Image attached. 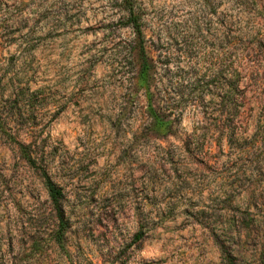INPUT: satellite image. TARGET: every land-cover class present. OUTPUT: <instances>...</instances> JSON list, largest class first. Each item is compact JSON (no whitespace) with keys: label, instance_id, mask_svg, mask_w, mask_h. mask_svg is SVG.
Returning <instances> with one entry per match:
<instances>
[{"label":"rangeland","instance_id":"1","mask_svg":"<svg viewBox=\"0 0 264 264\" xmlns=\"http://www.w3.org/2000/svg\"><path fill=\"white\" fill-rule=\"evenodd\" d=\"M131 1L166 134L122 0H0V264H264V0Z\"/></svg>","mask_w":264,"mask_h":264},{"label":"trees","instance_id":"2","mask_svg":"<svg viewBox=\"0 0 264 264\" xmlns=\"http://www.w3.org/2000/svg\"><path fill=\"white\" fill-rule=\"evenodd\" d=\"M124 7L128 10V18L126 21L127 25H130L134 37V49L136 51V56L139 62V79L141 80L143 86L145 87V95L147 98L148 107V118L149 123L153 129L157 132L166 134L170 130V121L166 118L164 113H162V107H179V103H174L169 99L165 98L164 90L158 86V80L156 72V66L153 59L149 56L145 47V37L139 21V15L134 10L131 0H122ZM234 64H230L229 69V85L228 90L224 95V107H229L230 124L234 123L237 111L234 107H243L242 99L244 95L241 92L240 80L241 73ZM163 92V93H162ZM264 125V123H263ZM20 149L26 151L25 147L20 145ZM30 161V155H25ZM42 176L44 178L45 188L47 190L48 196L52 203V207L55 211L56 218L58 220L59 228L55 240L60 243L61 228L63 226V216L61 207L62 192L57 188L50 178L46 175L45 171H42Z\"/></svg>","mask_w":264,"mask_h":264}]
</instances>
